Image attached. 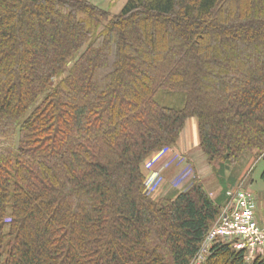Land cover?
Segmentation results:
<instances>
[{"label": "trees", "instance_id": "16d2710c", "mask_svg": "<svg viewBox=\"0 0 264 264\" xmlns=\"http://www.w3.org/2000/svg\"><path fill=\"white\" fill-rule=\"evenodd\" d=\"M190 117L218 173L264 158V0H0V264H190L220 203L141 169Z\"/></svg>", "mask_w": 264, "mask_h": 264}, {"label": "built area", "instance_id": "2783aa9c", "mask_svg": "<svg viewBox=\"0 0 264 264\" xmlns=\"http://www.w3.org/2000/svg\"><path fill=\"white\" fill-rule=\"evenodd\" d=\"M170 150V148H164L153 153V160L146 164L151 171L150 175L145 177V193L151 198H154L152 196L158 192L162 178L159 171L155 169V164ZM169 154L172 155V162L180 161V168L172 177L171 184L174 189L183 192L191 185L193 170L184 165L185 162L180 153L172 150ZM171 161L167 165L171 164ZM218 242L229 244L233 249L242 251L243 258L247 262L253 260L264 248V226L257 220L254 195L249 189L238 187L229 195L220 209L216 222L207 233L190 264H201L204 257L209 254L212 245Z\"/></svg>", "mask_w": 264, "mask_h": 264}, {"label": "rangeland", "instance_id": "374dc122", "mask_svg": "<svg viewBox=\"0 0 264 264\" xmlns=\"http://www.w3.org/2000/svg\"><path fill=\"white\" fill-rule=\"evenodd\" d=\"M95 5H97L100 8L103 9H110L111 13H117L122 7V5L125 3L126 0H87ZM157 99L164 105L167 106H173V107H179L183 104L184 101V97L182 94L179 93H171L168 91H160L157 94ZM195 119L190 118L188 120V124L187 125H192V122H194ZM186 123V122H185ZM185 127V125H184ZM184 127L182 129V131L184 130ZM181 131V132H182ZM175 146V145H174ZM169 147L170 149L174 150L173 147ZM170 150V151H172ZM170 151L160 160V163H164V167L163 168H167V158L169 157V153ZM153 154V153H152ZM150 154L148 156V158L145 159L144 164L146 165L148 162L153 160V155ZM202 154V153H201ZM182 160H184L186 166L192 168L193 170V176L191 179L190 184H193L195 181H201V174L198 175V172L196 171V168L194 167V164L192 161L187 160L184 156H182L180 154ZM202 158V155H201ZM200 158V159H201ZM202 161L205 160V166L206 163L208 164L207 167H213V165L211 163H208L206 156L203 157V159H201ZM245 161V162H244ZM175 162L180 163L179 160H176ZM240 165V168H238V166ZM206 167V168H207ZM232 168H236L237 171L241 170L242 174L238 180V182L235 184V186L232 188H238V187H243V188H247L249 189L253 195H254V201H255V214L258 215H262L264 217V177H263V173H264V158L262 157H254L253 154H244L243 156L240 157V159L234 163L231 164ZM148 169V168H147ZM149 170V169H148ZM144 174V173H143ZM159 174L161 175V173L159 172ZM211 175V177H208L209 181H212L213 186H210L209 184H211V182L207 185H205V187L208 190L214 189V186H220L219 181H216V178L218 177L217 172H215L213 170V172L209 173ZM236 174V173H235ZM148 175H150V173H148ZM174 176V175H173ZM209 176V175H208ZM144 177H146V175L144 174ZM203 180H207V178L205 179L204 175H203ZM223 185V184H222ZM174 189L172 184H171V180L170 179H166V177L163 175L161 178V183H160V189L158 190V192L152 196L154 198V200H158V199H167L169 198L165 193L168 192L169 190L167 189ZM177 191V194L180 193V191ZM214 191H218V190H214ZM209 255V254H208ZM208 255H206L204 257V260L201 264H204L207 261ZM262 258H264V253L261 254Z\"/></svg>", "mask_w": 264, "mask_h": 264}, {"label": "crops", "instance_id": "0c3cea01", "mask_svg": "<svg viewBox=\"0 0 264 264\" xmlns=\"http://www.w3.org/2000/svg\"><path fill=\"white\" fill-rule=\"evenodd\" d=\"M190 118H193L195 120H194V122H192V125L189 126L187 124H188V120ZM190 118H188L186 120L184 130L181 132L180 137L176 141L175 146L173 147V149H174L173 151H177L182 156H184L187 160L193 162L194 167L196 168V171L198 172V175L201 174V172H202V175L201 176L199 175V176L201 177V183L203 184L204 188L207 190V192L209 193V195L212 198H215L220 203V205H223L228 198V192L238 182L242 172H241V170L237 171L236 168L235 169L232 168L231 165L227 166L224 169L223 173H218L217 170L214 169L213 167L212 168L207 167V165H208L207 163L205 166L206 161L201 160V159H203V157H205V155L199 146V134H198L197 119L195 117H190ZM201 155H202V158H201ZM171 158H172V155H170L169 158H167V163H169L171 161ZM167 166H168L167 168H163L164 163L162 164L159 161L158 163L155 164V169L157 171H159L162 176L164 175L167 180L168 179L171 180L173 175H175L176 172L178 171V169L180 168V164L179 163L177 164V162L176 163L172 162L171 164H169ZM238 168H240V165L238 166ZM141 169H142V172L146 176L151 171V170L147 169L144 162L141 165ZM213 170L215 172H217V175L219 177V179L217 177H215L216 181H219L221 183H220V186L215 185L214 189L208 190L205 187V185H207L211 182V184H209V185L213 186L212 181H209V179H208V177H211V175L209 173L213 172ZM203 175H204L205 179L207 178V180H205V181L203 180ZM159 189H160V186H159ZM167 190H169V191L166 192V190H165V193H167L166 195L169 198L173 199L177 196L176 189H169L168 188ZM214 190H218V191L216 192ZM160 192H161V189H160ZM256 217H257L258 222L262 226H264V217L262 215L260 216L258 214H256ZM261 251H262L261 253H264V248Z\"/></svg>", "mask_w": 264, "mask_h": 264}, {"label": "bare ground", "instance_id": "6f19581e", "mask_svg": "<svg viewBox=\"0 0 264 264\" xmlns=\"http://www.w3.org/2000/svg\"><path fill=\"white\" fill-rule=\"evenodd\" d=\"M235 189H237V188H235ZM235 189H233V190L231 189V190L228 192V197H229V195H230ZM227 199H228V198H227ZM226 201H227V200H226ZM224 204H225V203H224ZM224 204H223V205H224ZM223 205H221V207H222ZM221 207H220V209H221ZM206 235H207V234H206ZM205 237H206V236H205ZM205 237H204V239H205ZM204 239H203V241H204ZM203 241H202V242H203ZM218 243H221V242H218ZM201 244H202V243H201ZM214 244H215V243H214ZM200 246H201V245H200ZM212 246H213V245H212ZM230 246H231V245H230ZM231 248H232V247H231ZM199 249H200V248H199ZM232 249H233V248H232ZM210 250H211V248H210ZM234 250H235V249H234ZM235 251H237V250H235ZM241 252H242V251H241ZM261 252H262V251H260L256 256L261 255V254H262ZM209 254H210V252H209ZM256 256H255V257H256ZM255 257H254V258H255ZM254 258H253V259H254ZM191 261H192V260H191ZM244 261H245V260H244ZM251 261H252V260H251ZM251 261H250V262H251ZM245 262H247V261H245ZM247 263H249V262H247Z\"/></svg>", "mask_w": 264, "mask_h": 264}]
</instances>
